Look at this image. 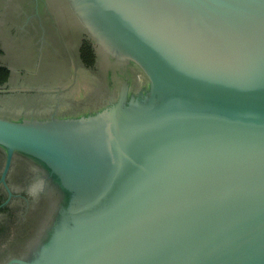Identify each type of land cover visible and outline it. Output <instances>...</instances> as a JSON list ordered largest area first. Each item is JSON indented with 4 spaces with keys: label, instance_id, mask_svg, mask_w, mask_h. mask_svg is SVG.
I'll list each match as a JSON object with an SVG mask.
<instances>
[{
    "label": "water",
    "instance_id": "95a60500",
    "mask_svg": "<svg viewBox=\"0 0 264 264\" xmlns=\"http://www.w3.org/2000/svg\"><path fill=\"white\" fill-rule=\"evenodd\" d=\"M65 1L146 81L79 117L0 112L8 198L14 156L62 195L4 264H264V0Z\"/></svg>",
    "mask_w": 264,
    "mask_h": 264
},
{
    "label": "flooded vegetation",
    "instance_id": "af4514ba",
    "mask_svg": "<svg viewBox=\"0 0 264 264\" xmlns=\"http://www.w3.org/2000/svg\"><path fill=\"white\" fill-rule=\"evenodd\" d=\"M65 5V0H0V29L5 32V36L0 35V57L9 53L32 57L39 64L37 70L45 77L62 70L73 59L87 70L94 80L92 92L81 101L68 103L65 110L59 112L63 117L74 118L99 111L120 97L123 86L128 89L127 96L136 95L146 81L142 72L127 59L116 61L100 51L98 45L82 33L71 9ZM6 39L12 42L8 50L2 45ZM8 69L7 82L12 72L10 67ZM23 106L21 114H33ZM6 113L13 114L4 111ZM3 157L5 161V154L0 150V161ZM3 165L0 164L1 171ZM6 184L12 196L8 198L2 184L7 193L8 201L6 199L4 204H8V210L0 214V219L10 225L12 215V237L16 240L8 247L4 259H0V264L12 258L28 259L47 238L62 205L61 192L45 171L24 157H13Z\"/></svg>",
    "mask_w": 264,
    "mask_h": 264
},
{
    "label": "rangeland",
    "instance_id": "374dc122",
    "mask_svg": "<svg viewBox=\"0 0 264 264\" xmlns=\"http://www.w3.org/2000/svg\"><path fill=\"white\" fill-rule=\"evenodd\" d=\"M10 32L13 33L12 30ZM0 33L5 36L1 29ZM4 42L2 45L5 49H10L12 42L9 39ZM29 48L34 49L33 46ZM26 58L25 54L20 53L0 57V64L10 67L12 71L10 81L0 87V112L11 111L19 115L25 105V109L39 116L54 111L59 113L65 110L68 103L85 99L93 90V76L74 59L62 70L45 74V77L37 70L39 64L32 57Z\"/></svg>",
    "mask_w": 264,
    "mask_h": 264
},
{
    "label": "trees",
    "instance_id": "16d2710c",
    "mask_svg": "<svg viewBox=\"0 0 264 264\" xmlns=\"http://www.w3.org/2000/svg\"><path fill=\"white\" fill-rule=\"evenodd\" d=\"M0 54H2V50L0 48ZM10 74V70L6 65L0 64V85H3L7 82L8 77ZM4 162V157L1 159L0 164L1 167ZM0 167V171H1ZM7 199V193L5 189L3 188L2 184H0V214L3 212H6L8 210V204H4L5 200ZM10 218V225H7L6 222L1 221L0 219V259L3 260L4 257L7 255L8 247L13 244L14 240H16L14 237H12V229L11 224L13 221H11L12 215L9 216Z\"/></svg>",
    "mask_w": 264,
    "mask_h": 264
},
{
    "label": "crops",
    "instance_id": "0c3cea01",
    "mask_svg": "<svg viewBox=\"0 0 264 264\" xmlns=\"http://www.w3.org/2000/svg\"><path fill=\"white\" fill-rule=\"evenodd\" d=\"M0 35H1V33H0ZM0 39H1V36H0Z\"/></svg>",
    "mask_w": 264,
    "mask_h": 264
}]
</instances>
